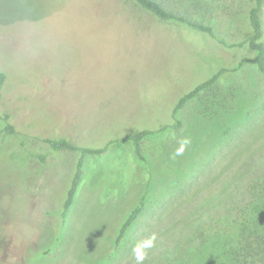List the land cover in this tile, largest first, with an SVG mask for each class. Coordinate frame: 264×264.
Listing matches in <instances>:
<instances>
[{
    "label": "rangeland",
    "instance_id": "rangeland-1",
    "mask_svg": "<svg viewBox=\"0 0 264 264\" xmlns=\"http://www.w3.org/2000/svg\"><path fill=\"white\" fill-rule=\"evenodd\" d=\"M164 1L224 43L132 0H0V115L17 131L5 135L0 117V264H135L141 242L151 245L143 264H237L249 207L264 199V76L247 61L172 110L219 68L253 57L228 45L250 35L253 1ZM262 20L264 39V5ZM143 129L144 160L121 139ZM59 137L109 143L83 156L64 216L81 154L41 140Z\"/></svg>",
    "mask_w": 264,
    "mask_h": 264
},
{
    "label": "trees",
    "instance_id": "trees-1",
    "mask_svg": "<svg viewBox=\"0 0 264 264\" xmlns=\"http://www.w3.org/2000/svg\"><path fill=\"white\" fill-rule=\"evenodd\" d=\"M253 5L248 11V21L250 25V35L245 38L243 41L238 43L228 44L230 46L244 45L246 44L249 49L254 53L253 57L242 58L239 62L232 68L221 67L217 71L213 72L209 77L202 80L200 83L196 84L186 93L182 94L179 98L175 107L172 110V114L179 108H181L186 101L194 97L200 91L213 86L218 80L229 72L236 71L241 68L245 62L250 61L253 63L259 72L264 76V39H263V20L262 12L264 0H252ZM138 7L141 9L153 14L155 17L162 21H173L177 24L184 25L190 29H194L203 33L210 35L221 43H224L223 40L218 38L216 35L213 26L205 21L198 20L193 16L189 15L186 12L179 13L171 8L168 3L164 0H132ZM4 75L0 74V83L3 81ZM0 117L5 121V126L2 131L5 135L16 134V129L13 124L9 121V115L3 114ZM180 126V121L176 119L175 128ZM163 129V128H162ZM149 130L143 129L134 131L121 139H128L131 141L136 157L144 160V153L142 148L143 138L150 134ZM116 139L115 141L121 140ZM42 141L48 143L51 151H60V150H77L80 151L81 156L79 157L76 168L73 173V177L70 183V187L67 190L66 198L63 203L62 215L64 216L66 212L71 207L76 191L78 189L79 183L83 175V156L87 154H100L103 153L109 143H106L104 146L99 148H89L85 146H78L71 143L65 137H59L57 139L53 138H41ZM21 145L25 146V140H21ZM30 156L36 158L40 162H45L47 160V154L40 151H31ZM148 187L146 188L144 194L139 199L137 205L133 207L130 212L127 214L125 219L120 225L116 243L120 241L122 237L125 236L130 227L135 223L141 211L145 207L146 196L148 193ZM264 195V193H263ZM249 214L255 216V220H251L244 227V235L242 244L239 247L237 254V264H264V199L262 203L258 206L254 205L249 207Z\"/></svg>",
    "mask_w": 264,
    "mask_h": 264
},
{
    "label": "clouds",
    "instance_id": "clouds-1",
    "mask_svg": "<svg viewBox=\"0 0 264 264\" xmlns=\"http://www.w3.org/2000/svg\"><path fill=\"white\" fill-rule=\"evenodd\" d=\"M191 143V141L189 139H185L181 142V147L174 153V157L175 156H181L184 153L185 148L187 147V145H189ZM153 240L155 239V237L152 238ZM143 247L144 251L141 252L140 249ZM151 247V245H143V243L141 242L140 244H138L134 249V258H135V264H143V261L146 258V254H147V248Z\"/></svg>",
    "mask_w": 264,
    "mask_h": 264
}]
</instances>
